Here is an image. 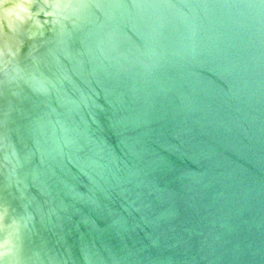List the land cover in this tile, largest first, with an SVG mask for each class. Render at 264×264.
I'll return each instance as SVG.
<instances>
[{"label":"water","instance_id":"water-1","mask_svg":"<svg viewBox=\"0 0 264 264\" xmlns=\"http://www.w3.org/2000/svg\"><path fill=\"white\" fill-rule=\"evenodd\" d=\"M18 30L0 264H264V0H60Z\"/></svg>","mask_w":264,"mask_h":264},{"label":"bare ground","instance_id":"bare-ground-1","mask_svg":"<svg viewBox=\"0 0 264 264\" xmlns=\"http://www.w3.org/2000/svg\"><path fill=\"white\" fill-rule=\"evenodd\" d=\"M59 1L0 0V43H3L0 45L2 49L18 43L22 38L18 29L24 24L27 26L39 23L42 17Z\"/></svg>","mask_w":264,"mask_h":264}]
</instances>
